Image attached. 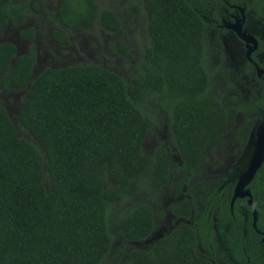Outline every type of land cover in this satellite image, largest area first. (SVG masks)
Returning a JSON list of instances; mask_svg holds the SVG:
<instances>
[{
  "label": "trees",
  "instance_id": "obj_1",
  "mask_svg": "<svg viewBox=\"0 0 264 264\" xmlns=\"http://www.w3.org/2000/svg\"><path fill=\"white\" fill-rule=\"evenodd\" d=\"M142 1L149 42L141 67L129 78L93 63L47 66L33 78L36 45L18 54L15 43L0 41L2 90L26 91L18 123L0 102V264H107L112 254L119 261L112 229L143 241L157 222L149 204L118 212L117 205L145 189H162L170 177L164 146L143 152L152 113L166 110L185 167L202 162L223 136L229 114L209 91L207 23L198 5ZM248 5L264 16V0ZM28 9L39 12L41 2L0 0V37L10 23L24 24ZM56 15L66 30L55 29L52 37L63 46L70 44L72 30H90L97 21L111 32L120 29L116 13L100 10L97 0H59ZM35 32L33 26L21 29L31 41ZM261 102L250 106L258 110ZM250 130L247 121L236 130L241 147ZM219 184L197 186L209 210L195 211L190 222L148 248H133L121 264H216L218 235L236 264H264V163L249 185L260 233L248 198H238L232 211V196L222 204ZM186 207L181 199L172 209L182 214ZM212 207L218 208L216 223ZM199 246L210 256H202Z\"/></svg>",
  "mask_w": 264,
  "mask_h": 264
},
{
  "label": "rangeland",
  "instance_id": "obj_2",
  "mask_svg": "<svg viewBox=\"0 0 264 264\" xmlns=\"http://www.w3.org/2000/svg\"><path fill=\"white\" fill-rule=\"evenodd\" d=\"M38 1L41 2L39 12L28 9L25 23L21 25L10 23L0 37V41L15 43L18 54L27 52L31 43L36 45L38 56L33 78L47 66L62 67L68 64L93 63L110 68L126 78L133 76L141 67L142 52L149 42L147 11L142 0H97L100 10L109 8L116 13L120 20L119 31L111 32L97 21L90 30H72L70 44L67 46L59 44L52 37L55 29L66 30L57 24L56 9L59 0ZM194 1L198 5H202L203 2V0ZM201 7L204 8L205 4ZM29 26L36 29L34 41L21 35V29ZM205 41L209 43L207 39ZM223 51L226 54L222 43L220 46H210L207 49V66L210 70L209 91L216 94L220 102L219 106L226 108L229 114L228 125L223 136L215 147L206 152L202 162L194 168L185 167L170 130L166 110L160 108L152 113L153 121L149 125L143 143V152L151 155L157 145L164 146L170 166L169 181L158 191L151 189L141 191L125 203L117 205L116 211L140 203L149 204L155 212L156 229L143 241L127 239L112 229L113 250L119 249L122 255L117 262H114L113 254L109 255L107 264H121L124 258H128L133 248H148L155 240L171 232L178 224L190 222L195 211L209 210L205 191L197 187L199 184L206 183L212 188L219 184L218 180L221 179L217 186L222 191V204L231 198L238 180V167L245 170L240 160L250 147L249 145L252 146L254 143L256 131L264 121V104H260V109L256 110L247 103L253 97V92L257 93V81L253 74L245 75L241 71L242 68H238L230 61L229 64L225 63V66L219 63L220 59L216 55L220 52L223 54ZM25 92L24 89L4 92L0 84V102L9 110L15 123H18V113ZM246 121L251 125V133L246 145L241 147L235 132ZM181 199L187 200V207L182 214H177L172 206ZM240 207L241 212L244 213L242 204ZM217 213L218 208L212 207L210 214L215 223L218 220ZM218 243L215 254L216 264H236L230 248L221 235H218ZM199 251L204 257L210 256V251L205 247L199 246Z\"/></svg>",
  "mask_w": 264,
  "mask_h": 264
},
{
  "label": "flooded vegetation",
  "instance_id": "obj_3",
  "mask_svg": "<svg viewBox=\"0 0 264 264\" xmlns=\"http://www.w3.org/2000/svg\"><path fill=\"white\" fill-rule=\"evenodd\" d=\"M203 4H205L204 8L201 7ZM198 7L207 23L205 40L207 39L209 43L205 41L206 54L208 47L220 46L222 43L226 54L223 51V54L220 52L216 55L220 59L219 63L221 62L225 66V63L229 64L230 61L238 68H242L241 71L245 75L253 74L257 81L258 94L253 92V99H249L247 103L251 105L252 102L257 103V99H261L262 102L260 104L263 105L264 16L249 7L248 0H203L202 5H198ZM221 57H224V59H221ZM258 109H260L259 106ZM261 124L256 131L255 137L259 133ZM249 146L251 147V145ZM242 161L240 160V162ZM246 165L247 163L243 164V168L246 169ZM237 171V175H239L241 168L238 167ZM242 207L245 208L244 205ZM252 210L250 208L251 213ZM244 213L247 214L246 209Z\"/></svg>",
  "mask_w": 264,
  "mask_h": 264
},
{
  "label": "water",
  "instance_id": "obj_4",
  "mask_svg": "<svg viewBox=\"0 0 264 264\" xmlns=\"http://www.w3.org/2000/svg\"><path fill=\"white\" fill-rule=\"evenodd\" d=\"M242 160L243 161L240 162L241 165L245 163H247V165L246 169L241 170L238 175V180L231 198V210L233 211L234 203L238 198H248L247 204L253 209V226L255 229H257L258 211L253 208V195L249 185L254 179L257 171L264 163V121L260 126L259 133L257 134L254 143L250 149L246 151L245 155L242 157ZM257 231L259 233L261 232L258 229Z\"/></svg>",
  "mask_w": 264,
  "mask_h": 264
}]
</instances>
